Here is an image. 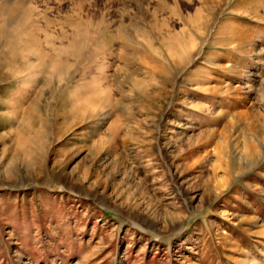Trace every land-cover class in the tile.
<instances>
[{
    "label": "rangeland",
    "instance_id": "374dc122",
    "mask_svg": "<svg viewBox=\"0 0 264 264\" xmlns=\"http://www.w3.org/2000/svg\"><path fill=\"white\" fill-rule=\"evenodd\" d=\"M0 264H264V0H0Z\"/></svg>",
    "mask_w": 264,
    "mask_h": 264
},
{
    "label": "bare ground",
    "instance_id": "6f19581e",
    "mask_svg": "<svg viewBox=\"0 0 264 264\" xmlns=\"http://www.w3.org/2000/svg\"><path fill=\"white\" fill-rule=\"evenodd\" d=\"M17 12V11H16ZM11 16V15H10ZM13 17V16H12ZM16 19V18H15ZM19 24V23H18ZM20 30V29H19ZM26 34V33H25ZM28 35V34H27ZM19 37V36H18ZM21 37H23L22 35H21ZM30 37H31V35H30ZM29 37V38H30ZM33 37V36H32ZM23 40V39H22ZM32 40H33V38H32ZM29 41V40H28ZM72 43V42H71ZM29 108V107H28ZM32 109V108H31ZM32 115V114H31ZM32 118V117H31ZM33 119V118H32ZM259 145V144H258ZM261 146V145H260ZM248 147V146H247ZM249 148V147H248Z\"/></svg>",
    "mask_w": 264,
    "mask_h": 264
}]
</instances>
